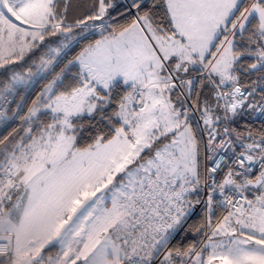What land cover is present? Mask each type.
Wrapping results in <instances>:
<instances>
[{
    "label": "snow or ice",
    "instance_id": "6c2138e0",
    "mask_svg": "<svg viewBox=\"0 0 264 264\" xmlns=\"http://www.w3.org/2000/svg\"><path fill=\"white\" fill-rule=\"evenodd\" d=\"M72 8L0 0V264H264V0Z\"/></svg>",
    "mask_w": 264,
    "mask_h": 264
},
{
    "label": "trees",
    "instance_id": "16d2710c",
    "mask_svg": "<svg viewBox=\"0 0 264 264\" xmlns=\"http://www.w3.org/2000/svg\"><path fill=\"white\" fill-rule=\"evenodd\" d=\"M88 2H90V0H73V8L70 10V16H76V15H79L81 12H83L85 10V6ZM77 5H79V7H77ZM96 38H99V36L97 35ZM78 50L79 49L77 48L76 51H78ZM0 71H2V70H0ZM38 88H39V85L37 86V89ZM34 95H35V92H33V96ZM19 126H20L19 120L15 121L14 123H12L7 128L0 126V138H2L4 135H7L9 132H11L13 128H18ZM19 135H23L22 130L17 134V138ZM83 143H84V141H81V144H83ZM200 220H201V215L199 214V211H197V213H195L189 217L187 223L185 224V228L187 229L189 226L196 225ZM198 238L199 237L197 234L190 231V232H188L187 237L183 241H181V243L188 244V243L194 242ZM177 240H179V237L177 238ZM177 240H174L173 243L174 244L177 243ZM53 249L54 248H51L49 252H51Z\"/></svg>",
    "mask_w": 264,
    "mask_h": 264
},
{
    "label": "rangeland",
    "instance_id": "374dc122",
    "mask_svg": "<svg viewBox=\"0 0 264 264\" xmlns=\"http://www.w3.org/2000/svg\"><path fill=\"white\" fill-rule=\"evenodd\" d=\"M58 251V246L55 247L51 252H49L50 255H54Z\"/></svg>",
    "mask_w": 264,
    "mask_h": 264
},
{
    "label": "built area",
    "instance_id": "2783aa9c",
    "mask_svg": "<svg viewBox=\"0 0 264 264\" xmlns=\"http://www.w3.org/2000/svg\"><path fill=\"white\" fill-rule=\"evenodd\" d=\"M199 207V206H198Z\"/></svg>",
    "mask_w": 264,
    "mask_h": 264
},
{
    "label": "crops",
    "instance_id": "0c3cea01",
    "mask_svg": "<svg viewBox=\"0 0 264 264\" xmlns=\"http://www.w3.org/2000/svg\"><path fill=\"white\" fill-rule=\"evenodd\" d=\"M203 163V162H202Z\"/></svg>",
    "mask_w": 264,
    "mask_h": 264
}]
</instances>
